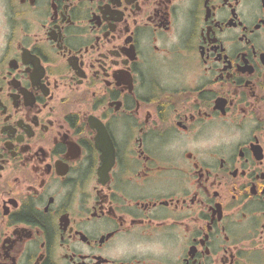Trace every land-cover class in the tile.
<instances>
[{"label": "flooded vegetation", "instance_id": "1", "mask_svg": "<svg viewBox=\"0 0 264 264\" xmlns=\"http://www.w3.org/2000/svg\"><path fill=\"white\" fill-rule=\"evenodd\" d=\"M0 264H264V0H0Z\"/></svg>", "mask_w": 264, "mask_h": 264}]
</instances>
